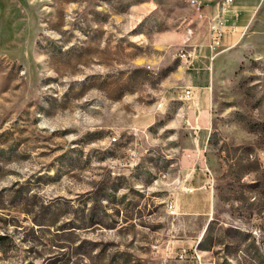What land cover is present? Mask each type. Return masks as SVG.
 I'll return each mask as SVG.
<instances>
[{"label": "rangeland", "instance_id": "rangeland-1", "mask_svg": "<svg viewBox=\"0 0 264 264\" xmlns=\"http://www.w3.org/2000/svg\"><path fill=\"white\" fill-rule=\"evenodd\" d=\"M209 44L187 0H0V264H264V20Z\"/></svg>", "mask_w": 264, "mask_h": 264}, {"label": "crops", "instance_id": "crops-1", "mask_svg": "<svg viewBox=\"0 0 264 264\" xmlns=\"http://www.w3.org/2000/svg\"><path fill=\"white\" fill-rule=\"evenodd\" d=\"M207 5L209 16L218 14V5L222 0H200ZM264 0H235L225 19L231 27V32L224 39L222 49H232L237 46L246 30L256 17L264 20ZM196 94L191 102H194Z\"/></svg>", "mask_w": 264, "mask_h": 264}, {"label": "built area", "instance_id": "built-area-1", "mask_svg": "<svg viewBox=\"0 0 264 264\" xmlns=\"http://www.w3.org/2000/svg\"><path fill=\"white\" fill-rule=\"evenodd\" d=\"M235 0H222L218 5V14L215 16H209L207 11V5L200 0H187L188 5L197 20L200 23L208 22V31H209V46L213 51H220L224 46L225 37L231 32V27L228 25L227 20L225 19V14L229 12L231 6ZM217 55V54H216ZM182 56H187L188 58L191 55L184 54ZM216 56L212 58L215 59ZM194 97V90L187 89L184 92L183 99L185 101H192ZM163 107V103H160V109ZM117 139L114 137L113 141ZM136 158V153L133 152L130 155V159L134 160ZM190 191H192L190 189ZM171 215L176 214V209L172 210Z\"/></svg>", "mask_w": 264, "mask_h": 264}, {"label": "trees", "instance_id": "trees-1", "mask_svg": "<svg viewBox=\"0 0 264 264\" xmlns=\"http://www.w3.org/2000/svg\"><path fill=\"white\" fill-rule=\"evenodd\" d=\"M0 239H1V237H0Z\"/></svg>", "mask_w": 264, "mask_h": 264}]
</instances>
